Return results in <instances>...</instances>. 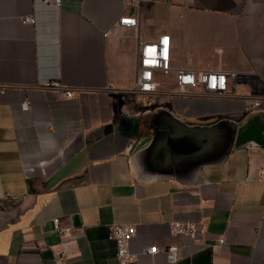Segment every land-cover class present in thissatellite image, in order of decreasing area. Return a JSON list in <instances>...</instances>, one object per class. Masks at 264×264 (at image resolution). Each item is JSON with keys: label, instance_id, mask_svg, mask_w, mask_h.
<instances>
[{"label": "crops", "instance_id": "crops-1", "mask_svg": "<svg viewBox=\"0 0 264 264\" xmlns=\"http://www.w3.org/2000/svg\"><path fill=\"white\" fill-rule=\"evenodd\" d=\"M37 1L0 0V264H118L107 238L113 224L136 226L132 264H167L163 252L142 250L180 243L170 223L198 216L226 242L182 250L175 264H264V181L252 178L264 168L263 152L236 148L221 166L203 168L196 184L192 169L139 181L131 155L152 128L150 111L124 91L136 75L137 40L116 21L132 10L129 1ZM26 15L35 23H24ZM162 33L171 37L174 68L237 72L227 98L176 95L163 105L185 120L242 122L240 98L264 96V0L143 5L140 37ZM52 80L74 96L43 86ZM24 164L40 169L26 176ZM54 217L72 227L70 237L52 231Z\"/></svg>", "mask_w": 264, "mask_h": 264}, {"label": "built area", "instance_id": "built-area-1", "mask_svg": "<svg viewBox=\"0 0 264 264\" xmlns=\"http://www.w3.org/2000/svg\"><path fill=\"white\" fill-rule=\"evenodd\" d=\"M132 8L117 19L120 30H135L137 40V68L131 87L125 89L136 104L145 111H155L173 99L176 95L198 97L207 100H219L232 94L237 72L223 69L174 68L171 65V37L162 33L152 39H142L139 35L140 16L145 4H165L167 0H128ZM40 4H52L59 7L62 0H39ZM24 23H35L33 15L23 16ZM107 35V32L104 33ZM44 87L57 90L61 99L74 96V88L62 84L59 80L45 82ZM22 111L30 109V100L25 98L19 105ZM240 113L245 121L255 114H264V96H243L240 98ZM221 114H215L218 116ZM223 115V114H222ZM43 166L42 162L39 164ZM36 165H23L26 176H32L39 170ZM254 180L264 181V168L256 170ZM52 231L61 239L70 237L72 227L61 222L59 217L52 219ZM169 235L182 239L180 243H167L164 246H149L142 253L154 255L163 252L167 264H175L184 250L187 254L205 248L217 250L226 242L223 236H212L207 229V220L203 216L176 218L169 226ZM136 236L135 224H113L109 226L107 238L114 242L118 264H132L138 253L131 250L130 244ZM65 255L61 253V258Z\"/></svg>", "mask_w": 264, "mask_h": 264}, {"label": "water", "instance_id": "water-1", "mask_svg": "<svg viewBox=\"0 0 264 264\" xmlns=\"http://www.w3.org/2000/svg\"><path fill=\"white\" fill-rule=\"evenodd\" d=\"M147 115L152 134L131 155L133 172L141 182L162 179L166 169L172 168L178 176L194 170L196 184L203 168L221 166L236 148H256L264 154V114L243 122L219 117L202 123L187 121L162 106Z\"/></svg>", "mask_w": 264, "mask_h": 264}, {"label": "rangeland", "instance_id": "rangeland-1", "mask_svg": "<svg viewBox=\"0 0 264 264\" xmlns=\"http://www.w3.org/2000/svg\"><path fill=\"white\" fill-rule=\"evenodd\" d=\"M155 13H156L157 15H160V16L165 14V12L162 11V9H160V10H156Z\"/></svg>", "mask_w": 264, "mask_h": 264}]
</instances>
